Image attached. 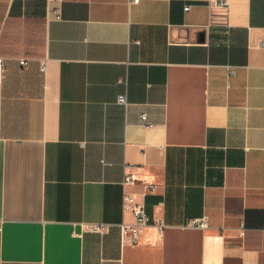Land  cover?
I'll return each mask as SVG.
<instances>
[{
    "label": "crops",
    "instance_id": "obj_1",
    "mask_svg": "<svg viewBox=\"0 0 264 264\" xmlns=\"http://www.w3.org/2000/svg\"><path fill=\"white\" fill-rule=\"evenodd\" d=\"M263 30L264 0H0V264H264Z\"/></svg>",
    "mask_w": 264,
    "mask_h": 264
},
{
    "label": "built area",
    "instance_id": "obj_2",
    "mask_svg": "<svg viewBox=\"0 0 264 264\" xmlns=\"http://www.w3.org/2000/svg\"><path fill=\"white\" fill-rule=\"evenodd\" d=\"M138 1V0H134ZM223 3H226L227 0H220ZM186 8H190V6H186ZM57 12V17H61V11L58 8L56 10ZM262 45L264 46V30H263V39L261 41ZM22 65L27 66L28 65V60L23 59L22 60ZM43 68H46V62L43 63ZM234 69H230L229 74L233 75L234 74ZM119 103L121 104H127V97L126 95L122 94L119 96ZM142 119L147 120V114L143 113L142 114ZM137 180V177L135 174H127L124 177L123 183L125 185H131L134 184ZM148 188L151 190H155L157 188L156 184H149ZM124 205L125 209H130L131 212L133 213L135 217V222L133 224H123L122 225V230L123 234L128 236V238L131 240L133 244H136L139 242V237H140V231L142 227L150 226L153 225L158 229V232L160 235H163L165 232V229L168 227V224L163 220V219H158L154 220L153 222L151 221L150 215L148 214L146 207L143 203L137 202L136 198L133 194L130 193H125L124 194ZM242 227H244V222L241 223ZM209 226V221L207 216H202V217H197L190 219L187 224L183 225L184 228H200V229H205ZM95 230H101L102 226H95Z\"/></svg>",
    "mask_w": 264,
    "mask_h": 264
}]
</instances>
